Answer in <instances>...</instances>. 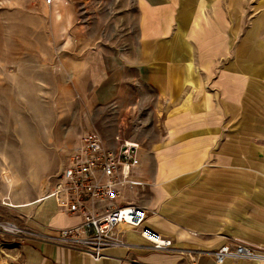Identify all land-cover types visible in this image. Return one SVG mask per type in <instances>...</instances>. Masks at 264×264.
Segmentation results:
<instances>
[{
  "label": "crops",
  "instance_id": "0c3cea01",
  "mask_svg": "<svg viewBox=\"0 0 264 264\" xmlns=\"http://www.w3.org/2000/svg\"><path fill=\"white\" fill-rule=\"evenodd\" d=\"M57 0L46 6L57 67L91 109L110 147L140 144L138 193L146 226L174 244L153 251L122 226L131 248L95 262L53 239L82 224L60 207L31 208L22 264H217L212 253L264 248V3L259 0ZM95 209L94 204H89ZM225 264H255L227 261Z\"/></svg>",
  "mask_w": 264,
  "mask_h": 264
},
{
  "label": "rangeland",
  "instance_id": "374dc122",
  "mask_svg": "<svg viewBox=\"0 0 264 264\" xmlns=\"http://www.w3.org/2000/svg\"><path fill=\"white\" fill-rule=\"evenodd\" d=\"M51 24L43 0H0V264H22L21 244L34 234L36 205L13 206L54 192L98 125L57 67Z\"/></svg>",
  "mask_w": 264,
  "mask_h": 264
},
{
  "label": "built area",
  "instance_id": "2783aa9c",
  "mask_svg": "<svg viewBox=\"0 0 264 264\" xmlns=\"http://www.w3.org/2000/svg\"><path fill=\"white\" fill-rule=\"evenodd\" d=\"M56 1L43 0L47 6ZM116 140L119 146L110 147L98 132L90 131L72 151L54 195L67 194V198L60 200V207L70 214H79L83 222L59 230L53 239L100 262L107 257L108 250L132 247L119 232L125 226L140 231L155 252L174 250L171 240L146 226L148 214L143 206L119 203L123 189L138 193L146 182L135 175L140 166V144ZM90 203L96 206L94 210ZM212 255L217 264L227 261L264 264V248L244 243L224 245Z\"/></svg>",
  "mask_w": 264,
  "mask_h": 264
},
{
  "label": "bare ground",
  "instance_id": "6f19581e",
  "mask_svg": "<svg viewBox=\"0 0 264 264\" xmlns=\"http://www.w3.org/2000/svg\"><path fill=\"white\" fill-rule=\"evenodd\" d=\"M13 206V205H12ZM8 229V231H11V232H20V230H18L17 228H15L14 226H7L6 227ZM22 232V231H21Z\"/></svg>",
  "mask_w": 264,
  "mask_h": 264
}]
</instances>
